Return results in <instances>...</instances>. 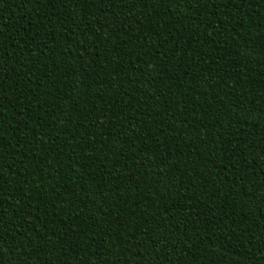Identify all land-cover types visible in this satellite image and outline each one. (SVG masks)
I'll return each mask as SVG.
<instances>
[{
	"label": "trees",
	"instance_id": "obj_1",
	"mask_svg": "<svg viewBox=\"0 0 264 264\" xmlns=\"http://www.w3.org/2000/svg\"><path fill=\"white\" fill-rule=\"evenodd\" d=\"M0 264H264V0H0Z\"/></svg>",
	"mask_w": 264,
	"mask_h": 264
}]
</instances>
